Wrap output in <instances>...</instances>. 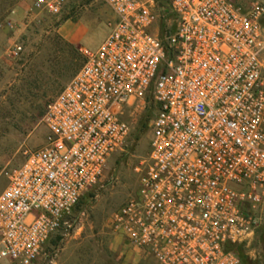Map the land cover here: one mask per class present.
<instances>
[{
  "label": "built area",
  "instance_id": "built-area-1",
  "mask_svg": "<svg viewBox=\"0 0 264 264\" xmlns=\"http://www.w3.org/2000/svg\"><path fill=\"white\" fill-rule=\"evenodd\" d=\"M66 1L33 7L55 15ZM104 1L105 38L80 48L83 64L45 105L43 145L7 171L0 264L37 259L125 145L126 109L147 101L137 194L110 229L159 264H242L227 245L249 239L264 209V1L170 0L174 25L162 33L155 0Z\"/></svg>",
  "mask_w": 264,
  "mask_h": 264
},
{
  "label": "rangeland",
  "instance_id": "rangeland-1",
  "mask_svg": "<svg viewBox=\"0 0 264 264\" xmlns=\"http://www.w3.org/2000/svg\"><path fill=\"white\" fill-rule=\"evenodd\" d=\"M230 1L247 9L264 0ZM33 2L0 0V192L7 184V171L22 162L23 151L43 145L46 103L83 64L80 48L95 50L103 41L112 18L104 0H67L55 15L35 9ZM155 6L160 13L156 28L161 33L171 29L170 0H155ZM75 21L82 24L78 43L64 36L66 25ZM14 45L21 47L17 54L12 52ZM261 63L264 76V52ZM153 116L152 101L141 109H126L130 133L125 145L109 156L100 178L63 215L59 229L30 264H159L109 227L113 212L137 194L135 168L146 153ZM263 227L264 209L254 234L236 243L241 255L256 264H264Z\"/></svg>",
  "mask_w": 264,
  "mask_h": 264
},
{
  "label": "crops",
  "instance_id": "crops-1",
  "mask_svg": "<svg viewBox=\"0 0 264 264\" xmlns=\"http://www.w3.org/2000/svg\"><path fill=\"white\" fill-rule=\"evenodd\" d=\"M81 31V22L75 21L74 23L66 25V27L64 28V36H66L70 41L78 43Z\"/></svg>",
  "mask_w": 264,
  "mask_h": 264
},
{
  "label": "trees",
  "instance_id": "trees-1",
  "mask_svg": "<svg viewBox=\"0 0 264 264\" xmlns=\"http://www.w3.org/2000/svg\"><path fill=\"white\" fill-rule=\"evenodd\" d=\"M261 241L264 243V227L262 228L261 235H260ZM237 244H228V248L232 249L234 253L238 256L242 264H256L255 262H251L247 260L241 253L239 252L240 250L236 247Z\"/></svg>",
  "mask_w": 264,
  "mask_h": 264
}]
</instances>
